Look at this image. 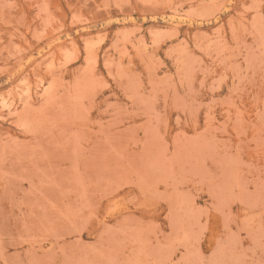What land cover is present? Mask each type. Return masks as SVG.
Wrapping results in <instances>:
<instances>
[{
	"label": "rangeland",
	"instance_id": "374dc122",
	"mask_svg": "<svg viewBox=\"0 0 264 264\" xmlns=\"http://www.w3.org/2000/svg\"><path fill=\"white\" fill-rule=\"evenodd\" d=\"M0 264H264V0H0Z\"/></svg>",
	"mask_w": 264,
	"mask_h": 264
}]
</instances>
